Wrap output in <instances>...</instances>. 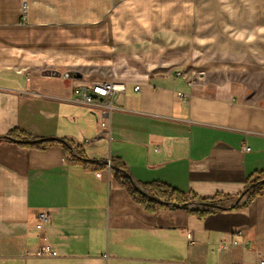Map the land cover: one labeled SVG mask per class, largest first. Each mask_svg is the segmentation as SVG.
<instances>
[{"label":"crops","instance_id":"1","mask_svg":"<svg viewBox=\"0 0 264 264\" xmlns=\"http://www.w3.org/2000/svg\"><path fill=\"white\" fill-rule=\"evenodd\" d=\"M262 37L264 0H27L25 15L22 0H0V264H258L264 71L191 73L204 66L199 52H254ZM92 78L126 90L108 132L83 146L99 136L100 112L73 90ZM119 164L140 187L189 201L242 198L202 216L148 210L116 177ZM41 243L57 255L25 254Z\"/></svg>","mask_w":264,"mask_h":264},{"label":"built area","instance_id":"2","mask_svg":"<svg viewBox=\"0 0 264 264\" xmlns=\"http://www.w3.org/2000/svg\"><path fill=\"white\" fill-rule=\"evenodd\" d=\"M22 9L23 14L27 10V0H22ZM179 76H182V72H178ZM203 76V73L197 72L193 70L191 73V81H195L198 77ZM135 89H140V85H135ZM126 90V82L123 80H115V79H104V80H88L86 82L76 83L74 86V95L75 98L84 103L89 107H93L99 110V127L100 134L99 136L93 138H84L82 140V145H89L95 141H97L100 137H102L106 132H108L110 128V120L112 111L115 109V100L117 97ZM248 147H246L247 149ZM73 158L76 156V151H72ZM253 187H248L246 192H249ZM242 198V197H241ZM214 202H223L214 201ZM234 203V201H233ZM232 203V204H233ZM224 204V203H223ZM231 204V205H232ZM230 205V204H225ZM50 212L47 210H42L38 213V227L44 228V223L50 220ZM191 233L188 234V237H191ZM25 254L27 256H43V255H51L56 256L57 251L51 248V246L47 243H41L36 247H32L26 250ZM258 264H264V257L259 254L258 256Z\"/></svg>","mask_w":264,"mask_h":264},{"label":"rangeland","instance_id":"3","mask_svg":"<svg viewBox=\"0 0 264 264\" xmlns=\"http://www.w3.org/2000/svg\"><path fill=\"white\" fill-rule=\"evenodd\" d=\"M263 41H264V37ZM221 39V37H220ZM238 46V45H237ZM208 48H211L212 46H207ZM222 44L216 45L215 48L222 49ZM257 50L248 51V52H239V51H213L208 50V52H199L198 54L203 57H199L201 60V65H204L203 67L199 69H193L197 70V72L203 73V76H205L206 71H214L215 74L225 73L226 75H230V71H233V75H238V71H240V76L244 77H258L262 76V70H258L259 65H264V45H262V49H258L259 46H256ZM205 54L208 55L209 59L205 56ZM242 59H247L246 64L248 65L247 68L249 69H237V68H230L229 66L232 64L240 63ZM251 67H250V65ZM227 67V68H224ZM229 67V68H228ZM244 71V72H243ZM230 77V76H228ZM94 79V78H92ZM97 80V79H94ZM115 80H121V79H115Z\"/></svg>","mask_w":264,"mask_h":264},{"label":"trees","instance_id":"4","mask_svg":"<svg viewBox=\"0 0 264 264\" xmlns=\"http://www.w3.org/2000/svg\"><path fill=\"white\" fill-rule=\"evenodd\" d=\"M8 139L10 140H15V138L13 136H6ZM25 136H19V138H16V141L21 143L22 145H35V143H38L39 141L34 140L35 142H29L27 139H25ZM65 140V139H64ZM66 146L69 145L68 141H64L63 142ZM83 159V155L81 152H79L76 149V156L74 157V160H81ZM118 168L122 169L124 172H126L123 168L122 165H118ZM122 172V171H121ZM123 173V172H122ZM116 177L130 190V192L132 193V195H134L136 197V199L142 204L144 205V207L148 210H154L156 209V207L158 206H164L163 203H160L158 201H155L154 199H151L145 195H143L142 193H140L137 189H135L133 187V185L131 184L130 179L127 177V175L125 173L121 174L120 172H116ZM149 195H152L153 197H157L160 198L162 200H164L165 202H175V203H184V202H188L189 199H187L183 193L180 192H176L174 190H170L168 187H165L163 184H151L150 186H145L143 188ZM194 201V200H190L189 202ZM201 202H210V201H201ZM221 203V202H219ZM226 203V202H222ZM191 212L197 213L199 215H205L207 214L209 211L207 209H190Z\"/></svg>","mask_w":264,"mask_h":264},{"label":"water","instance_id":"5","mask_svg":"<svg viewBox=\"0 0 264 264\" xmlns=\"http://www.w3.org/2000/svg\"><path fill=\"white\" fill-rule=\"evenodd\" d=\"M58 140H60L62 142L65 141L64 139H58ZM32 142H35V141H32ZM112 168H114V169H116L118 171H122L123 173H125L127 175L126 172H124L122 169L116 167L115 165L114 166L112 165ZM131 184L140 193H142L143 195H145V196H147V197H149L151 199H154L155 201H158V202L163 203V204L168 205V206L180 207V208H184V209H201V208H203L205 206L214 207V209H226V208L230 209V208L234 207L235 205H237L239 203L240 199H241V197H240L239 199L234 201V203L232 205H225V204H222V203H219V202H217V203L216 202H201V201H198V200H194V201H191V202L188 201V202H184V203L165 202L164 200H162L160 198L153 197L152 195H149L142 187H140L138 184H136L132 180H131Z\"/></svg>","mask_w":264,"mask_h":264}]
</instances>
